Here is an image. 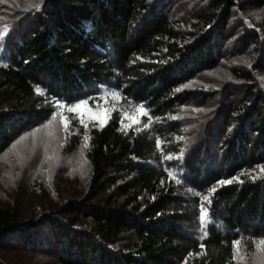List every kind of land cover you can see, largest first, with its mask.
I'll return each mask as SVG.
<instances>
[{"label": "trees", "instance_id": "trees-1", "mask_svg": "<svg viewBox=\"0 0 264 264\" xmlns=\"http://www.w3.org/2000/svg\"><path fill=\"white\" fill-rule=\"evenodd\" d=\"M178 1L43 0L28 12V1L0 3V156L13 158L26 145L22 135L42 132L39 181L59 143L63 153L82 150L91 167L88 191L42 217L20 219L14 206H0L1 247L17 235L38 250L49 227L62 264H237L259 248L264 85L256 72L264 56L234 58L264 48V36L239 19L230 45L239 32L227 26L235 6L264 0H194L190 12ZM220 65L231 77L228 98L242 86L249 94L218 107L224 124L215 130L219 113L199 108L217 91L193 83ZM77 103L107 109L108 120L69 112ZM27 153L7 160L10 167ZM202 196L210 201L207 236ZM129 234L135 241L120 244Z\"/></svg>", "mask_w": 264, "mask_h": 264}, {"label": "rangeland", "instance_id": "rangeland-1", "mask_svg": "<svg viewBox=\"0 0 264 264\" xmlns=\"http://www.w3.org/2000/svg\"><path fill=\"white\" fill-rule=\"evenodd\" d=\"M192 1L194 0H179L176 7H178V9L183 8L185 12H188L190 7H192ZM25 2H27L29 6L28 8L25 7L26 10L24 12H28L34 9V7H39L41 5L40 2H43V0L40 2L38 1L39 3L34 6V0H20L21 4L20 6L18 5L19 8H21V6H27L24 5ZM242 4H244V2H242ZM242 4H240V6H235L232 12V18L227 26L228 30L234 31V29H238L239 32L236 36L234 35L230 45L233 43L238 44L235 37L238 38L241 33V27L238 26L239 19L254 25L264 36V27L262 25V21H264V7L243 8ZM39 9H41V7ZM243 49L245 48L243 47ZM249 49L250 50L246 51L243 56H233L235 57L234 61L236 63L247 62L250 58L248 62L251 64L256 59L259 61L261 59L260 57L264 56V48H260L261 50L257 52H253L255 50H252L251 47ZM226 57L228 62H233L231 56L226 55ZM261 64L263 69L260 68L257 70L256 75H258L259 85L263 86L264 62ZM228 71L229 70L224 65H220L217 69L204 72L194 81V88H200L202 86L207 88L212 87L217 91L215 96L206 98V101L199 108L201 112L208 111V109L209 111L215 112L218 110V107L226 108L228 106L226 102L230 101V99H235L239 102H246L248 100L249 88L247 86H242L234 95H231V98H228L227 94L229 92V86L231 85L228 86L227 83L231 78ZM80 111L84 112L89 117L98 119L102 123H105L109 116L107 109L94 110L85 105H82ZM217 113H219L221 118L216 120L214 129L220 130L224 124V114L222 111H217ZM22 136L19 139H24L23 141L26 145L19 147L17 150L19 153L7 160H10L9 162H14L20 153L26 154L28 152L27 162L25 164L21 161L19 165L17 164L13 168L10 167L6 159L0 156V206L7 204L14 206L20 219L25 220L32 217L37 219L55 209L59 204L73 197L76 198L81 196L88 191L91 167L82 150L69 154L63 153V149L59 143L57 151L51 154L52 159L49 160L47 165H44L47 170L42 173H45L47 176L44 175L42 177L43 179L39 181V173L41 172L38 171L39 167L36 165L39 161V153L34 150V145L35 142L38 141L37 139L48 137L42 132H36L28 138L27 136ZM57 137L60 139L59 135H55L53 139ZM9 169H12V175L8 171ZM42 233L40 235L42 247L40 246L38 250L26 246L17 235L9 236L6 241L10 244H4L3 247L0 246V264H62L57 253V244L54 240L52 241L53 237L50 234L49 227L48 230L46 228L42 229ZM44 235L48 240L45 241L43 239ZM47 241L49 244L46 243ZM132 241H135L134 235L129 234L120 241V244ZM237 264H264V245H259V248L252 253L250 257L240 259Z\"/></svg>", "mask_w": 264, "mask_h": 264}, {"label": "snow or ice", "instance_id": "snow-or-ice-1", "mask_svg": "<svg viewBox=\"0 0 264 264\" xmlns=\"http://www.w3.org/2000/svg\"><path fill=\"white\" fill-rule=\"evenodd\" d=\"M3 2H5V0H0V3H3ZM36 91L37 92H40V89L37 88ZM110 95H112L113 98L116 97V94L115 93H111ZM84 104H87V101H85ZM61 107H62V105H61ZM81 107H82V105L79 104V103H77L74 107L68 108V111L75 113ZM139 111H141L144 115H147L148 114L146 111L143 110V106H141V108L139 109ZM125 115H126V113H125ZM54 118L55 117L53 116V119ZM76 118L79 119V122H80L81 125H84L85 127L87 126L85 124V120H84V118L82 116H77ZM122 122L123 121H121V123ZM65 127H67V125H65ZM145 127H147V125H145ZM83 139L85 140V142H87L88 139H89V137L87 135H85L83 137ZM85 146H87V144H85ZM182 155H183V151L181 152V157L180 158H182ZM164 159L171 160L172 157L171 156H166V157H164ZM261 170L264 171V169H261ZM168 175L170 177H172L174 174L172 172H169ZM176 175L178 176V174H176ZM231 182H232L231 180L220 181V184L223 185V184H227V183H231ZM176 183H178V184L181 183V180L179 178H177L176 179ZM197 195H199V194L197 193ZM205 202H208V204H210V201H208V197L207 196H202L201 199H200V204H199L200 214H199L198 219L200 221L201 229L202 230H205L204 231V235L207 236L206 228H207L208 223H210L211 221L207 219V217H208V208L205 206ZM239 244H240V241L237 240V241L234 242V245L233 246L236 247ZM259 245H264V239H260L259 240Z\"/></svg>", "mask_w": 264, "mask_h": 264}]
</instances>
